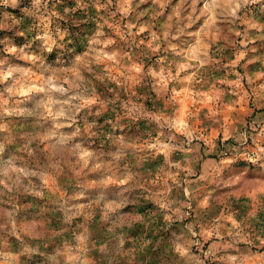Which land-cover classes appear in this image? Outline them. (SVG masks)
<instances>
[{
  "label": "rangeland",
  "instance_id": "374dc122",
  "mask_svg": "<svg viewBox=\"0 0 264 264\" xmlns=\"http://www.w3.org/2000/svg\"><path fill=\"white\" fill-rule=\"evenodd\" d=\"M0 264H264V0H0Z\"/></svg>",
  "mask_w": 264,
  "mask_h": 264
},
{
  "label": "clouds",
  "instance_id": "9594fccd",
  "mask_svg": "<svg viewBox=\"0 0 264 264\" xmlns=\"http://www.w3.org/2000/svg\"><path fill=\"white\" fill-rule=\"evenodd\" d=\"M13 3H15V0H13Z\"/></svg>",
  "mask_w": 264,
  "mask_h": 264
}]
</instances>
